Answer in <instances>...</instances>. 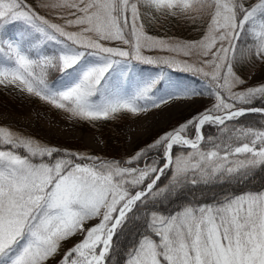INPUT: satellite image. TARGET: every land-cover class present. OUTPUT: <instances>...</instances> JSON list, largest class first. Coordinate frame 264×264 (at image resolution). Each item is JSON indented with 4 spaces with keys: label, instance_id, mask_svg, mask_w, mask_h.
Listing matches in <instances>:
<instances>
[{
    "label": "snow or ice",
    "instance_id": "1",
    "mask_svg": "<svg viewBox=\"0 0 264 264\" xmlns=\"http://www.w3.org/2000/svg\"><path fill=\"white\" fill-rule=\"evenodd\" d=\"M0 88L93 126L188 105L111 157L0 124V264H264V0H0Z\"/></svg>",
    "mask_w": 264,
    "mask_h": 264
},
{
    "label": "rangeland",
    "instance_id": "2",
    "mask_svg": "<svg viewBox=\"0 0 264 264\" xmlns=\"http://www.w3.org/2000/svg\"><path fill=\"white\" fill-rule=\"evenodd\" d=\"M259 73V69L256 70ZM13 94L12 99L0 98V124L24 129L36 137L52 144L77 148L80 151L92 149L107 156L131 152L137 140H143L153 129L164 127L188 107L177 105L173 109L151 112L138 118L119 121L114 129L102 122L98 129H90L84 122L67 120L62 114L53 113L34 104L29 97L5 89Z\"/></svg>",
    "mask_w": 264,
    "mask_h": 264
},
{
    "label": "trees",
    "instance_id": "3",
    "mask_svg": "<svg viewBox=\"0 0 264 264\" xmlns=\"http://www.w3.org/2000/svg\"><path fill=\"white\" fill-rule=\"evenodd\" d=\"M170 34H175V35H179V36H187V37H191L194 36L195 33L191 30V25H186L183 23L177 24L175 21L169 23L168 25L165 26ZM161 34H163V29L160 30ZM13 94L3 88H0V98H2L3 100H7V99H12ZM17 97V96H16ZM16 97L12 100H16ZM34 104L44 107L47 110L53 112V113H58V111L56 110H51L48 106L42 105L39 101H37L34 98H29ZM126 118H121L119 121H123ZM118 123V120L116 121H108V122H104V124L106 126H108L109 128L114 129V126H116ZM102 122H97L94 126L93 125H89L87 123H85L86 126H89L88 128L90 129H98L101 126ZM32 134V133H31ZM34 135V134H33ZM46 142V140H43ZM84 152H88V153H94V154H100L103 155V153L96 151V150H92V149H86V151ZM111 157V156H110ZM261 186V182L259 177H257V179L253 182L252 185H250V187H260Z\"/></svg>",
    "mask_w": 264,
    "mask_h": 264
}]
</instances>
